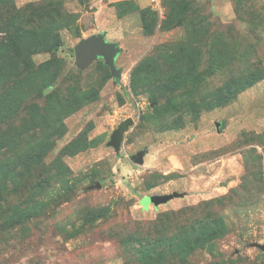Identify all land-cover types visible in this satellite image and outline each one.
I'll list each match as a JSON object with an SVG mask.
<instances>
[{
  "label": "rangeland",
  "instance_id": "rangeland-1",
  "mask_svg": "<svg viewBox=\"0 0 264 264\" xmlns=\"http://www.w3.org/2000/svg\"><path fill=\"white\" fill-rule=\"evenodd\" d=\"M0 22V40L13 29L45 49L62 44L32 51L30 73L26 52L0 71V104L15 106L0 135L20 144L10 158L30 161L0 201V264H264V76L226 89L264 73V0H0ZM102 32L121 49L117 75L102 57L76 65L75 45ZM147 57L156 81L179 66L183 86L139 83ZM129 118L117 151L112 133ZM78 138L88 146L73 154ZM139 152L142 165L131 158ZM36 205L8 229L10 209Z\"/></svg>",
  "mask_w": 264,
  "mask_h": 264
},
{
  "label": "trees",
  "instance_id": "trees-1",
  "mask_svg": "<svg viewBox=\"0 0 264 264\" xmlns=\"http://www.w3.org/2000/svg\"><path fill=\"white\" fill-rule=\"evenodd\" d=\"M0 23L2 24V22H0ZM11 30H12V32H10L9 36L5 38L6 40H4L3 38L0 40V54H1V56H0V71H3V70L10 71V70L15 69L16 59H17L16 56H19L20 52L21 53L26 52V53H24V55L27 54L26 56H24L23 54H22V56H20V61L22 62L24 70L30 73L31 71H34V67L36 66L35 61H33L32 57H31L33 54L32 51L33 52H36V51L40 52V50L38 48H42L43 50H46V51H51V50L58 51L60 49V47L62 46V44H55V45H52L51 47H46V49H45L44 47H42V44L38 42L37 39H36V43H35V36L33 34L22 36V35L18 34L15 30H13V29H11ZM178 56H182V53H180ZM175 57H176L175 54L172 52H170L169 55H167L166 59L167 58H168V60L173 59V63L170 66L176 65V58ZM147 59H149V60H147ZM147 59L145 61H143L141 64H139V67L136 69V72L140 71V75H139V79H138L139 83L140 82L147 83L149 87L153 86L154 84H157L158 86L165 84L164 86L166 87L167 90H170V92H174L177 90L178 87L183 86L185 81H181L180 79H178L179 77L174 75L176 72H180L179 66H173L170 68V69H172L171 77L166 81V83H164V82L156 81V78L154 76L150 75V72L156 68L155 66H156L157 62L152 57H147ZM188 70L194 71V68L191 66H188ZM212 72H214V71L209 70L208 74H211ZM262 72L263 71H260V70L249 71L248 75L243 76L241 79L232 80V81L229 80L228 83L226 84V89H228V92L230 94H232V96H233V95L237 94L238 92H240V91L246 89L247 87L251 86L254 82L258 81L259 79H262V77L264 76V73L262 74ZM52 76L53 77H50V80H51L50 82H52L55 79L54 75H52ZM221 93H222V97H224L225 93L223 91ZM160 98H161L160 96H156L154 100L158 101V99H160ZM14 112H15V106L13 107V105H9L8 102L5 103L4 105L0 104V121H7V119L10 118ZM28 129L32 130V128H30V127ZM10 133L13 136L14 135L15 136L20 135L19 132H17L16 130H14L13 132L10 131ZM0 137H1V139H0V157H1L0 158V201H1L3 193L5 191L9 190L10 186L16 182V178L18 177L17 174L21 175V174L25 173L24 169H26L27 167L30 168V161H28V162L24 161L23 159H21L19 157H18V159L10 158L11 153L20 151V148H19L20 144L13 145V143H9L8 142L9 135L4 136V133L1 134ZM71 146L73 147L71 153L75 154V153L82 151L85 148H87L88 143L84 139L78 138L77 140H75L73 142V144ZM47 148H49V147H47ZM5 155H8V157L5 158ZM35 157H37V158L34 161V164H38L42 161L43 154H41V153L39 154L36 151H34V153L29 156V158H35ZM61 164H62L61 167H62V173H63L62 175L64 176V178L67 179L69 177L68 173L70 172V170L64 163H61ZM57 177H58L57 175H53L52 178H50V179L40 178L36 182V187L39 189V188H41V186L43 184V188H44L45 183L47 184V183L51 182L52 179H54V180L57 179ZM33 201H35V198H33ZM38 209H39L38 205L31 206L29 208H26V206L24 208H20L19 206H15L14 208L10 209V212H11L10 217H7V220L9 222L8 223V226H9L8 229L20 226V225L26 223L27 221L33 219L36 216V213L33 212V214L32 213L29 214V210H38ZM190 209L191 208H189V207L183 208L177 212L172 211L171 213H166V214L161 215V216H170V215L176 216L178 214L183 215V214H185V212L187 210H190ZM93 214L95 215V217L104 215L103 212H98V211H94ZM159 219H161V217H159ZM93 220L94 219H88L87 221L90 222ZM213 236H214V234H213ZM199 246L200 245L197 243L196 246H193L189 249H187V248L180 249V251L178 252V257H186V256L190 255Z\"/></svg>",
  "mask_w": 264,
  "mask_h": 264
},
{
  "label": "water",
  "instance_id": "water-1",
  "mask_svg": "<svg viewBox=\"0 0 264 264\" xmlns=\"http://www.w3.org/2000/svg\"><path fill=\"white\" fill-rule=\"evenodd\" d=\"M120 47L116 43L109 42L106 39V32L100 34H94L86 39L81 40L74 47L75 62L79 68H86L96 58L102 57L105 63L109 66L113 75H117L119 70L115 65V59L117 54L120 52ZM134 124V119L129 118L123 121L119 127L112 133L109 145L114 147L115 150L119 151L121 143L124 139L125 132L128 131L129 127ZM144 152H139L133 155L131 158L137 164H144ZM182 195L175 192L169 195H153L150 197V201L155 205L166 203L175 197H181ZM264 249V246H261Z\"/></svg>",
  "mask_w": 264,
  "mask_h": 264
}]
</instances>
